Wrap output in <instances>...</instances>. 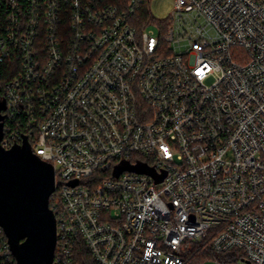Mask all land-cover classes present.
Here are the masks:
<instances>
[{"label":"built area","instance_id":"2783aa9c","mask_svg":"<svg viewBox=\"0 0 264 264\" xmlns=\"http://www.w3.org/2000/svg\"><path fill=\"white\" fill-rule=\"evenodd\" d=\"M143 2L0 0L1 146L54 167V262L187 264L196 241L264 264V0H174L137 31Z\"/></svg>","mask_w":264,"mask_h":264},{"label":"water","instance_id":"95a60500","mask_svg":"<svg viewBox=\"0 0 264 264\" xmlns=\"http://www.w3.org/2000/svg\"><path fill=\"white\" fill-rule=\"evenodd\" d=\"M2 137L0 122V223L17 264H56L57 223L50 207L56 188L54 167L33 152L27 139L7 150L1 146ZM125 169L150 174L157 182L165 176L142 163H124L116 175Z\"/></svg>","mask_w":264,"mask_h":264},{"label":"trees","instance_id":"16d2710c","mask_svg":"<svg viewBox=\"0 0 264 264\" xmlns=\"http://www.w3.org/2000/svg\"><path fill=\"white\" fill-rule=\"evenodd\" d=\"M106 2L118 6L120 9H126L129 0H106ZM148 3L149 0H144L140 9L130 17L129 21L136 28L137 31H141L151 21L163 22L156 20L154 18H150V14L147 9ZM9 77L10 76H8V78ZM187 245H188V250L186 251L185 254V257L188 260L187 264H205L208 261V259L212 256H215L222 261H227L228 258H232L231 254H223V253L217 254L210 250H205V249L199 250L200 243L196 241L188 242Z\"/></svg>","mask_w":264,"mask_h":264},{"label":"rangeland","instance_id":"374dc122","mask_svg":"<svg viewBox=\"0 0 264 264\" xmlns=\"http://www.w3.org/2000/svg\"><path fill=\"white\" fill-rule=\"evenodd\" d=\"M174 8V0H149L148 3V12L150 14V18H154L156 20H164L169 16ZM150 28L158 31L156 25L151 24ZM205 264H217L214 260H209Z\"/></svg>","mask_w":264,"mask_h":264}]
</instances>
